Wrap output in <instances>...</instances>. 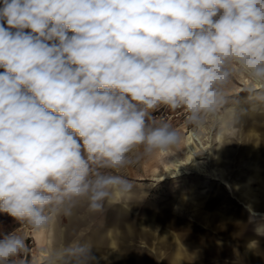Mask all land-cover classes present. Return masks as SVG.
Instances as JSON below:
<instances>
[{"label": "clouds", "instance_id": "9594fccd", "mask_svg": "<svg viewBox=\"0 0 264 264\" xmlns=\"http://www.w3.org/2000/svg\"><path fill=\"white\" fill-rule=\"evenodd\" d=\"M237 75L264 101V0H0V213L39 231L81 203L102 212L135 149L180 143L155 113L182 109L196 132ZM26 250L5 234L0 264ZM46 264L98 261L72 241Z\"/></svg>", "mask_w": 264, "mask_h": 264}, {"label": "rangeland", "instance_id": "374dc122", "mask_svg": "<svg viewBox=\"0 0 264 264\" xmlns=\"http://www.w3.org/2000/svg\"><path fill=\"white\" fill-rule=\"evenodd\" d=\"M239 83L240 75H237L226 90L225 103L215 117L240 96H243L240 104L264 105V101L249 99L248 93L238 91ZM236 91L240 93H235ZM242 91H246V88ZM164 112H166L164 120L171 124L181 137L184 131L192 129L186 124V115L182 109L166 108ZM209 122L213 123V118L204 125L207 129H209L207 127ZM203 133L206 132L202 129L199 132L201 138H204ZM260 136H264V122L259 121L257 116L254 119L246 116L240 124L235 126L233 134L222 141L221 149L225 155L229 156L232 170L235 169L238 158L247 152L248 143ZM260 141L264 142L263 139H259V142L255 144L256 149L261 146ZM204 143L209 144L213 153L220 148L214 141L210 144L209 138L202 144ZM182 145H184L183 150ZM184 150L185 139L183 141L181 139L179 144L169 150L157 152L151 156L143 155L142 149L137 148L131 154L133 162L118 173L130 185L129 190L122 193V196H128L136 201V206L129 210L127 215L128 220H133L130 227L134 232V238L128 244L131 246L128 251L129 264H166L167 261H171V264H242L239 252L235 249L239 245V235L242 231L238 229L239 225L234 221L235 217L232 213L236 216L241 214L248 221L255 218L262 219L261 215L250 211L219 182L213 189V181L208 177H205L207 182L197 186H193V179L197 176L192 174L162 182L150 180L155 171L162 170L160 174L164 173L163 166L168 164L174 155L183 159ZM206 154L198 151L197 156L204 161ZM208 181L212 184L208 185ZM219 188L222 194L220 190H217ZM182 201L187 205L181 206ZM196 203H200V206L209 205L208 214H198L193 211L192 205ZM85 206L84 204L78 212L82 213ZM150 206L157 208L156 213H164L166 224L158 222L157 225H153L147 220L144 212ZM211 214L213 220L210 218ZM104 218L105 210L92 214L89 227H99ZM49 225L50 223L46 228L38 231L39 237L35 240L31 236L34 229L27 222L16 221L7 214L0 213V238L14 231L17 235H21L27 244L26 252L14 258L15 264H46L51 253L46 238V229ZM76 228L81 230L80 226ZM163 231H167L169 236L161 238ZM142 234L147 235L145 240L141 238ZM171 234L176 239H170ZM177 246L181 251V258H175L173 255L174 247Z\"/></svg>", "mask_w": 264, "mask_h": 264}, {"label": "crops", "instance_id": "0c3cea01", "mask_svg": "<svg viewBox=\"0 0 264 264\" xmlns=\"http://www.w3.org/2000/svg\"><path fill=\"white\" fill-rule=\"evenodd\" d=\"M240 92L248 93L247 91H240ZM240 92L236 91L235 93H240ZM248 95L250 94L248 93ZM242 97L243 96L238 97L237 99L233 100L231 105L224 107V110H222L217 117L215 118L213 117V123L209 122V125L207 126L209 129H211V135L209 139L210 144L211 142L213 143L214 141L220 147L217 148L215 153H213V150L210 147V152L204 156L205 159L204 162H206L207 168L209 170L207 174L187 171L185 173H182L181 175L164 178L162 180L153 179L156 174H160L163 172L161 170V172L155 171V173L152 174V177H150V180L154 182H162L170 178L192 174L200 177H208L211 180H217L221 185H225L226 184L225 180H227L228 176L232 174L234 175L233 179L230 181L232 182L231 183L232 194L240 203L244 204L248 208L253 207L254 205L264 204V142L260 141L262 142L261 146L258 149L255 148V144L259 142V139L264 140V136H260V138H256L255 141H250L248 143V146L246 148L247 152L245 154H242L238 158L237 163L234 166L235 167L234 170H232L231 168L230 165L231 163L229 162L230 161L229 156L225 155L221 149L222 141L226 137L233 134V131L235 130V126L237 124H240V122H242L244 118H246V116L250 117L251 119H254L257 116L259 118V121L264 122V105L255 106L252 104H243V103L240 104V102H242L241 100L243 99ZM238 104L247 108V112L246 113L238 112L237 111ZM182 150H183V145H182ZM172 155L173 154H171V156ZM114 197L122 198L124 196L118 193ZM183 205H187V204L183 203L182 201L181 206ZM200 205H201L200 203L193 204L192 205L193 211H196L198 214L201 213L208 214V211L210 209L209 205L207 204H203L202 206ZM156 209H157L156 207L150 206L145 210L144 215L146 216L147 220L150 221L151 224L153 225L155 224L157 225L158 222H163L166 224V220L164 219L165 218L164 213L162 212L163 214L162 213L158 214L156 213ZM232 214L233 217H235L234 221H236V223L239 225L238 229L242 231L239 235L240 237L239 240H241L246 235L251 236L250 240L252 242L254 241V237L255 238L263 237L262 233L261 236H257L253 231V229L255 227V224H257L261 220H264V214L257 213L261 215L263 218L262 219L255 218L249 221L247 219H244L241 214H240L241 218H237V216L234 213ZM210 218L213 220L212 214L210 215ZM49 227L50 226H48V228L46 229V238L48 242L50 237ZM31 236L35 240H37L39 237V232L33 230ZM146 236L142 234L141 238L145 240L147 238ZM162 236L167 237L169 236V233L167 231H163L161 234V238H163ZM170 239H176V238L173 234H171ZM237 247L238 246L235 247L236 251H238ZM173 255L175 258L182 257L181 251L178 246L174 247ZM242 264L244 263L242 262Z\"/></svg>", "mask_w": 264, "mask_h": 264}, {"label": "water", "instance_id": "95a60500", "mask_svg": "<svg viewBox=\"0 0 264 264\" xmlns=\"http://www.w3.org/2000/svg\"><path fill=\"white\" fill-rule=\"evenodd\" d=\"M233 177L234 175H229L224 186L234 197L232 182H230ZM212 181L214 189L218 181ZM205 182H207L205 177L197 176L193 179V186L202 185ZM209 184L212 182L208 181ZM217 190H220L222 194L220 188ZM83 205L84 203H81L71 217L59 216L52 219L49 225V251L52 252L72 241H87L97 257L98 264H129L128 251L131 246L128 244L133 240L134 232L130 227L133 220H128L127 215L129 210L136 206V201L128 196L113 197L112 202L105 205L103 222L96 228L89 227L92 214L87 211L86 206L82 213L78 212ZM248 209L264 214V204L254 205ZM237 218H241V215H237ZM260 222L262 220L258 223ZM77 226H80L81 230L79 228L76 230ZM260 231L263 237H254L252 243H250V235L244 236L239 241L237 248L244 264H264V228H261ZM170 262L167 261L166 264H171Z\"/></svg>", "mask_w": 264, "mask_h": 264}, {"label": "bare ground", "instance_id": "6f19581e", "mask_svg": "<svg viewBox=\"0 0 264 264\" xmlns=\"http://www.w3.org/2000/svg\"><path fill=\"white\" fill-rule=\"evenodd\" d=\"M240 77L241 80L239 83L238 91L245 90V88L247 89L250 85L249 80L245 76L240 75ZM202 129L206 132L203 133L204 138H201L199 134ZM208 131L210 133H208ZM210 135L211 129H207L206 126L201 127L196 132H194L192 129L184 131V135L182 136V141L185 139V150L183 151V159H179L177 156L174 155L170 162L163 166L164 173L156 174L153 179L162 180L164 178L174 177L176 175L185 173L188 170L197 173L207 174L209 172L207 164L206 162L201 161V159L197 156V153L198 151H201L205 154L210 152L209 144H202L203 142H207L208 138L210 139Z\"/></svg>", "mask_w": 264, "mask_h": 264}, {"label": "built area", "instance_id": "2783aa9c", "mask_svg": "<svg viewBox=\"0 0 264 264\" xmlns=\"http://www.w3.org/2000/svg\"><path fill=\"white\" fill-rule=\"evenodd\" d=\"M166 108H161L158 113L155 114V116L157 117V119L163 118L166 116V112L165 111Z\"/></svg>", "mask_w": 264, "mask_h": 264}]
</instances>
